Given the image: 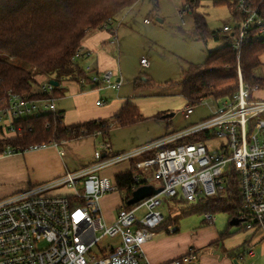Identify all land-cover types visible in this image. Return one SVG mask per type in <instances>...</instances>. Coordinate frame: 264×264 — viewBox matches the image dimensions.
Returning a JSON list of instances; mask_svg holds the SVG:
<instances>
[{
	"label": "built area",
	"instance_id": "obj_1",
	"mask_svg": "<svg viewBox=\"0 0 264 264\" xmlns=\"http://www.w3.org/2000/svg\"><path fill=\"white\" fill-rule=\"evenodd\" d=\"M222 1L234 6L233 27L225 26L222 32L234 35L232 49L239 55L242 44L249 40L264 44V12L251 5L249 0ZM111 20L103 25L108 30ZM114 29L110 44L117 45ZM88 57L89 52L80 49L74 58ZM144 67L147 62L140 60ZM89 80L86 87L116 88L113 71L83 70ZM85 79H79L83 86ZM54 86L47 81L39 83L38 90L46 97L26 99L11 92L0 100V141L10 136H20L21 126L15 121L45 113H56L55 98L51 96ZM257 86H246L238 72L236 92L220 102L210 116L182 132L167 136L157 145L135 152L110 156L106 141L97 144L93 157L98 164L94 169L78 173H66L61 178L40 184L28 185L7 196H0V264H149L143 245L152 240L162 223L160 206L162 199H173L186 204H195L198 199L217 197L224 189V176L232 172L240 196V211L237 219L247 230L264 229V100L252 98ZM192 113L186 107L184 117ZM201 135L199 141L171 148H162L178 139ZM101 136L100 132L92 134ZM223 139L214 149L212 142ZM64 142V141H63ZM63 142L29 145L25 148L7 146L0 150V158L32 152L48 146L58 147ZM159 149H155L159 147ZM154 151L153 156L134 164L136 170L153 168L152 179L158 182L161 191L147 197L125 210L119 208L113 221H103L99 202L102 196L117 188L106 178L92 172L109 164L129 160L135 155ZM60 155H63L60 152ZM140 178L133 177L131 191L139 186ZM63 186L68 195L51 193ZM145 213L136 218V212ZM207 224L214 216L203 215ZM173 232V229H168ZM104 237L118 238L116 246L99 248L101 257L92 248ZM195 253H188L166 264H193Z\"/></svg>",
	"mask_w": 264,
	"mask_h": 264
},
{
	"label": "trees",
	"instance_id": "obj_2",
	"mask_svg": "<svg viewBox=\"0 0 264 264\" xmlns=\"http://www.w3.org/2000/svg\"><path fill=\"white\" fill-rule=\"evenodd\" d=\"M139 0H0V100L11 92L26 99L46 97L38 90L36 75L52 78L58 82L51 96L60 98L59 90L62 81H74L84 78L86 87L89 80L77 64L75 53L89 31L102 29L108 20L112 21L107 31L111 34L116 15L129 9ZM251 5L264 12V0H249ZM199 0H185L184 10L193 15V35L205 42L206 39L222 40L224 46L208 53L204 63L190 66L183 81V96L193 104H200L207 98L221 101L230 98L237 90L238 72L242 82L258 90L264 89V76L259 73L260 56L264 54V44L249 40L242 44L239 55L232 49L234 35L221 31H211L202 16L194 14L192 9ZM214 6H225L230 16L234 14V6L226 2H213ZM103 30V29H102ZM18 60L33 68L35 74L11 62ZM37 87V88H36ZM92 86L91 89H96ZM188 107V106H187ZM142 120L138 109L126 103L118 113L109 120H97L65 126L62 114L45 113L27 118L17 119L16 126H21L20 136H10L0 141V150L7 146L25 148L29 145L57 143L91 136L100 132L106 136L113 122L118 127L132 126ZM201 135H193L178 139L171 148L185 143H193L201 139ZM154 151L142 158H150ZM132 161L127 172L114 177V185L121 194L119 208L128 210L127 201L131 198L133 177L142 176ZM153 168L151 169V174ZM152 177V175H151ZM141 179V178H140ZM224 189L217 197L200 198L195 204L188 206L187 213L215 215L224 213L229 220L238 217L240 196L236 177L232 172L224 176ZM145 178L137 186L146 185ZM183 203V202H179ZM185 204V203H184ZM163 224V223H161ZM161 226V225H160ZM241 230H245L244 227ZM235 254L237 251H231Z\"/></svg>",
	"mask_w": 264,
	"mask_h": 264
},
{
	"label": "rangeland",
	"instance_id": "obj_3",
	"mask_svg": "<svg viewBox=\"0 0 264 264\" xmlns=\"http://www.w3.org/2000/svg\"><path fill=\"white\" fill-rule=\"evenodd\" d=\"M184 6L185 0H139L114 19L113 34L118 46L114 59L118 74L113 76V82L121 77L117 94L128 97L129 103L138 109L142 117L140 122L132 126L112 129L109 138H104L106 142H110L114 150L116 149L115 151L120 149H125L126 152L138 151L155 146L168 132L180 133L207 119L211 111L220 104L212 98H207L200 104L191 105L183 96V81L188 68L200 67L209 52L224 46V41L220 39H206L205 42L197 39L193 35V15L184 10ZM192 11L203 17L211 31H221L225 26L234 25L228 8L214 6L211 0H199ZM142 58L148 62L146 67L140 64ZM11 62L35 74L33 68L25 63L14 59ZM260 64L259 73L264 76V54L260 56ZM36 77L37 75L35 79ZM50 79L52 78L46 77L47 82ZM103 95H116V89L104 91ZM252 98L264 100V89H260L257 94L252 93ZM187 106L191 107L192 113L186 118L184 110ZM104 139L99 137L96 143H102ZM223 141L220 138L212 142L210 149L214 150ZM97 144L91 148L83 145L74 155L77 161L70 158L71 164L74 163L76 166V163L80 165L93 163L92 154ZM159 148L160 146L155 149ZM20 158L23 160V157ZM64 160L67 165V155ZM14 164L15 166L4 164L1 171L0 182L4 184V188L12 185L24 188L27 183L34 185L29 174L26 181L19 177L16 171V167L21 164L19 159L14 160ZM113 165L106 166L99 175L113 180L110 174L115 168ZM145 170L148 174L151 173V168ZM152 184L157 186L158 182L152 181ZM120 199L119 192L103 196L106 205L102 206L100 202L99 208L105 223L115 216ZM188 206L190 204L177 203L171 207L165 202L160 211L165 221H171L179 232L189 233L203 220V215L187 213ZM144 213L145 210L140 209L136 212V218L140 219ZM215 218L216 225L220 221L223 222V226L229 223L228 216L224 213H216ZM117 244L118 238L104 237L92 248V252L101 257L99 248L114 247Z\"/></svg>",
	"mask_w": 264,
	"mask_h": 264
},
{
	"label": "crops",
	"instance_id": "obj_4",
	"mask_svg": "<svg viewBox=\"0 0 264 264\" xmlns=\"http://www.w3.org/2000/svg\"><path fill=\"white\" fill-rule=\"evenodd\" d=\"M110 41L111 34L105 30L98 29L87 33L81 42L80 50L83 52H89L90 55L88 57L85 55L80 56L76 60L82 71L86 67H90L95 71L111 70L113 71L114 76L118 74L114 59V53L118 46L110 44ZM35 80L39 84L46 82V77L37 75ZM116 81L119 82V85L116 88H102L99 90L90 89L88 87L83 88L74 81L60 82L59 90H61L63 95L60 98L55 99L54 105L56 112L62 114V123L65 126H72L89 121L111 119L112 116L118 113L126 103H129L128 97L117 94L119 90L118 87H120L121 77L117 78ZM114 89H116V95H103L104 91H113ZM257 92H259V90L254 92V94H257ZM111 124L112 127L109 132L112 129L121 128L113 122ZM109 132L106 136L99 137L103 139L107 138ZM176 134L178 133L168 132L164 138ZM99 137L85 136L65 141L58 147L48 146L36 151L17 154L7 158H0V177L4 164H12L15 166L14 160L16 159H19V162L21 163L16 167L19 177L23 179V181H26L29 174V177H32V181H34V185L57 180L66 173H78L84 170L94 169V166L98 164V161H96L94 157H92L93 163L87 165L76 163L77 167L74 163L71 164L70 158L72 160L76 159L77 161V157L74 156L76 155V152H79L83 145H87L90 148L93 145L95 146ZM104 141L106 140L104 139ZM175 142L176 141L167 145H171ZM107 143L111 148L110 156L135 152H126L127 150L125 149L115 151L116 149L114 150L110 142L108 141ZM60 152H62L63 155H60ZM151 152L135 155L129 160L113 163L115 168L111 171V176L114 178L118 174L127 172L131 167L132 161L139 162L142 160L140 157H145ZM65 155L68 157L67 165L64 160ZM20 157H23V160H21ZM4 160L6 161L4 162ZM104 168L105 167L96 169L92 174L105 178V176L99 175ZM143 170L140 178H145V181L147 182L146 185H152L154 188H159L158 185L156 186L152 184V181L154 180L151 177V173L148 174L146 172L147 170ZM108 181L114 185V179ZM28 185L33 184L27 183L25 186ZM18 189H21L19 185H12L4 188V184L0 182V196H7ZM115 192H117V190ZM51 193L68 195L70 194V190L63 186H58L53 188ZM100 202H102V206L106 205L103 196L100 199ZM165 202H167L168 205H171V207H174L179 203V201L173 199L163 198L160 208ZM120 205L121 202H119L118 209ZM213 216L214 221L212 224H207L203 218L198 226L193 229V232L188 233L187 231L179 232V229L174 227L171 221H165L162 215L163 224L157 229L152 240L143 245V252L148 263L166 264L192 252L196 255V261L193 264H264V229L241 230L243 226L240 222L237 226H231V220H229V217L228 225L223 226V222L221 221L216 225L217 222L215 215ZM114 217L115 216H113L107 224L111 223ZM168 229H173L174 231L169 232ZM235 250L237 253H230Z\"/></svg>",
	"mask_w": 264,
	"mask_h": 264
},
{
	"label": "water",
	"instance_id": "obj_5",
	"mask_svg": "<svg viewBox=\"0 0 264 264\" xmlns=\"http://www.w3.org/2000/svg\"><path fill=\"white\" fill-rule=\"evenodd\" d=\"M48 83L54 87L58 86V82L54 80H49ZM160 191V188H154L152 185L139 186L135 191L132 192L131 198L127 201L126 205L132 206L147 197L157 195ZM239 222V219L233 218L230 221V225L237 226Z\"/></svg>",
	"mask_w": 264,
	"mask_h": 264
}]
</instances>
